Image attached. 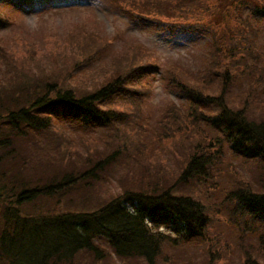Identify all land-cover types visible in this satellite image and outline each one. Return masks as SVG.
I'll use <instances>...</instances> for the list:
<instances>
[{
  "label": "trees",
  "instance_id": "16d2710c",
  "mask_svg": "<svg viewBox=\"0 0 264 264\" xmlns=\"http://www.w3.org/2000/svg\"><path fill=\"white\" fill-rule=\"evenodd\" d=\"M200 2L204 3L144 0L132 2L128 9L138 15L157 13L168 17L172 12L188 13L198 3L200 9L207 7ZM219 8L218 17H224L223 29L197 21L164 27L172 34L208 29L211 37L201 68L188 70L179 64H169V83L183 98V106L171 105L156 122L157 138L175 133L184 136L186 132L177 124L180 119L177 111H182L186 122L191 124L188 127H196L195 133L200 134L192 141L193 148L179 174V180L184 182L209 180L210 175H219L225 168L220 166V160L214 161L218 155L206 154L205 147L221 150L224 146L236 156L257 162L264 173V46L258 42L264 23V0H223ZM220 19L216 18L219 23ZM125 51L124 61H119L103 81L89 89L58 88L45 82L38 94L35 82L31 85L32 95L24 102L13 96L15 88L5 89L4 98L0 92V264H72L82 251L103 257L104 244L118 257H138L153 264L164 243L191 240L205 231L209 222L205 205L187 195L175 194L170 187L151 192L126 189L93 210L56 212L54 206L44 213H34L35 204L44 199L58 201L74 185L75 178L91 180L102 176L105 166L117 158L110 151L98 153L93 159L84 156L76 160L60 152L62 143L68 141L61 130L65 131L66 125L89 129L101 123L112 129L108 136L116 127L125 125L118 105L136 104L139 109L149 94L142 78L158 60L152 51L138 43L128 45ZM101 54L94 51L87 62L100 59ZM27 87L23 85L21 89ZM7 95L11 98L6 99ZM146 124L144 119L137 125L145 131ZM55 129L60 133L50 135ZM44 135L47 136L39 140ZM27 147L38 157L47 151L49 154L41 158L59 166L60 177L40 181L43 176H37L38 172L29 175L18 172L16 166L22 170L34 167L31 161L27 166L28 158L17 154L20 148L26 153ZM31 159L34 161L35 156ZM61 165L68 167L62 169ZM260 180L259 189L252 190L251 184L236 182L226 192L237 213L249 216L250 225L264 222V176Z\"/></svg>",
  "mask_w": 264,
  "mask_h": 264
},
{
  "label": "rangeland",
  "instance_id": "374dc122",
  "mask_svg": "<svg viewBox=\"0 0 264 264\" xmlns=\"http://www.w3.org/2000/svg\"><path fill=\"white\" fill-rule=\"evenodd\" d=\"M142 1L0 0L2 98L6 96L5 89L15 88L13 96L24 102L32 95L31 85L35 82L38 94L45 82L58 88L89 89L103 81L106 73L113 70L119 61L123 62L127 56L125 49L136 43L152 51L158 60L155 66L147 68L148 73L142 78L149 90L148 96L138 110L136 104L117 106L122 111L125 125L116 127L111 135L106 136L112 129L101 123L89 129L65 124L66 130L61 131L68 141L62 143L60 152L64 151L78 160L84 156L93 159L98 153L104 155L114 151L117 158L105 166L102 176L90 181L88 178H75L74 185L58 201L44 199L42 203L35 204L34 213H44L54 206L56 212L93 210L126 189L151 192L170 187L175 194L202 202L208 210L209 222L201 237L164 243L153 264H251V261L264 264V222L256 221L250 225L249 216L237 213L226 195L228 188L236 182L251 184L252 190L259 189L260 176L264 173L258 163L236 156L224 146L221 150L205 147L206 154L218 155L214 161L220 160V166L225 168L219 175H210L209 180L201 178L184 182L178 177L186 165L187 154L193 148L192 141L200 137L195 133L196 127H188L191 124L186 122L187 118L182 111H177L180 116L177 124L186 134L180 136L175 133L162 139L154 135L157 120L167 113L171 105L183 106V98L169 83V64H179L188 70L199 69L205 63L211 44L208 29H200L193 34L178 31L172 34L164 27L197 21L211 28L223 29L224 17H218L221 16L219 5L223 0H202L204 3H200L207 7L200 9L198 3L188 13L172 12L168 17L157 13L138 15L128 9L132 2ZM216 18H222L221 22ZM161 22L165 25L162 26ZM258 42L264 46V23ZM96 50L102 53V57L88 63L90 59L87 58ZM23 85L28 86L27 90L21 89ZM10 98L7 95L6 99ZM144 119L147 121L145 131L137 125ZM168 122L171 123L170 120ZM56 132L60 133L55 129L50 135ZM28 141L37 144L32 139ZM16 145H19L18 141ZM43 153L49 154L47 151ZM17 154L23 159L28 158L27 166L30 161L34 164V167L23 170L16 166L15 169L23 175L38 172L37 176H43L41 181L53 177L58 179L62 174L59 166L41 158L45 157L44 154L38 157L29 148L26 153L20 148ZM31 156H35L34 161ZM65 167L68 166L61 165L62 169ZM104 247L103 257L97 258L82 251L74 257L72 264H148L138 257H118L106 244Z\"/></svg>",
  "mask_w": 264,
  "mask_h": 264
}]
</instances>
